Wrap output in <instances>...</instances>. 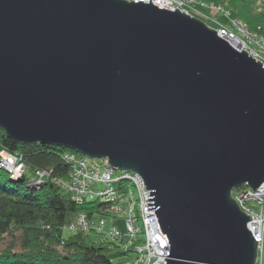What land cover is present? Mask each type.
<instances>
[{
  "label": "water",
  "instance_id": "water-1",
  "mask_svg": "<svg viewBox=\"0 0 264 264\" xmlns=\"http://www.w3.org/2000/svg\"><path fill=\"white\" fill-rule=\"evenodd\" d=\"M218 30L152 1L0 0V128L145 182L167 264H255L264 68Z\"/></svg>",
  "mask_w": 264,
  "mask_h": 264
},
{
  "label": "trees",
  "instance_id": "trees-1",
  "mask_svg": "<svg viewBox=\"0 0 264 264\" xmlns=\"http://www.w3.org/2000/svg\"><path fill=\"white\" fill-rule=\"evenodd\" d=\"M203 1L223 5L231 15L264 35V0ZM3 151L17 156L26 167L32 166V179L40 171H47L49 175L44 178L43 185L33 187L35 185H29L31 178L26 173L15 178L0 166V241L4 242L7 236L11 238L8 247L0 250V264L125 263L120 259L132 250L125 249L127 230L117 239L104 237L102 242L95 244L87 242L89 232L68 229L81 212L94 218L111 215L103 213V203L99 200L76 203L72 192L64 186L70 183L74 168V163L67 156L81 154L40 142L16 143L0 128V154ZM248 205L255 207L254 202ZM65 229L71 235L65 237Z\"/></svg>",
  "mask_w": 264,
  "mask_h": 264
},
{
  "label": "built area",
  "instance_id": "built-area-1",
  "mask_svg": "<svg viewBox=\"0 0 264 264\" xmlns=\"http://www.w3.org/2000/svg\"><path fill=\"white\" fill-rule=\"evenodd\" d=\"M136 2L150 0H133ZM159 8L175 11L178 7L182 12H186L193 17L190 8L203 0H151ZM211 9L224 11L229 17L230 25L221 23L217 27L218 35L227 40L237 50H246L248 55L258 62H262L264 67V35L256 29H251L240 18L231 15V11L222 5L205 4ZM197 12V11H196ZM214 20V19H212ZM2 162L0 166L14 171V176L25 168V165L6 151L1 154ZM67 159L74 163L71 173L70 183L64 186L72 192L73 200L78 204H83L86 200H100L109 207L106 212L114 214L113 218L126 220L128 238L125 249L131 248L129 252L135 253L125 264H167L166 256L170 254L169 239L163 233L155 210H148V195L150 189H146L144 179L137 173L119 171L112 168L105 160V168L101 169L96 165L93 158L88 156L68 155ZM47 171L38 172V176L32 179L30 184L40 186L48 176ZM103 188H98L99 185ZM241 209L252 215L250 221V231L258 240V253L256 264H264V183L256 191L248 186L236 189L232 193ZM249 202H254L255 207H249ZM126 205V208H123ZM105 220L98 222L89 216L88 213H80L69 224L68 229L74 232H90L92 230L104 231ZM123 234L117 227H112L106 232L105 238L111 236L117 239ZM143 240V241H142ZM142 241V242H141Z\"/></svg>",
  "mask_w": 264,
  "mask_h": 264
},
{
  "label": "rangeland",
  "instance_id": "rangeland-1",
  "mask_svg": "<svg viewBox=\"0 0 264 264\" xmlns=\"http://www.w3.org/2000/svg\"><path fill=\"white\" fill-rule=\"evenodd\" d=\"M205 4H208V3L206 1H204V4L200 5V3L197 2L194 5L195 10L192 9V8H190L188 10H190L191 13H193L195 16H197V19L203 21L204 23H206L212 29L217 30L218 29L217 27H219V25L221 23H223L225 25H228V26L230 25L229 17L225 16V12L224 11H219L218 12L217 10H211L209 8V6H207ZM213 4H215V3H213ZM215 5L219 6L221 4H215ZM212 19H214V20H212ZM0 162H2V157L1 156H0ZM94 162L96 163L97 166H99V168H101V169L105 168V160L104 159L97 158V159H94ZM6 170L9 171L12 176H14V171L13 170H8V169H6ZM33 171H34V168L32 166H28V167L25 166V168H22L17 173V175H16L17 177L16 178H21L26 173V175L29 178H31V180H32L33 173H34ZM29 185H32V184L29 183ZM41 185H43V184H41ZM37 186L38 185H35L33 187H37ZM103 187L104 186L101 185V184L98 186V188H103ZM123 208L125 209L126 205H123ZM81 213H84V212H81ZM108 213H110V212L109 211L105 212V214H108ZM113 217H114V214L105 215V216H102V217L98 216L99 220L103 219V218L106 220L105 221V225H104V231H100V230H92V231H90L88 236H87V239H86L87 242L88 243L99 244L100 242H102L103 238L106 236V232L109 231L112 227H117L122 234H125L126 229H127L125 218L124 219H122V218H115L114 219ZM251 233H252V231H251ZM69 235H71L70 232L67 229H65L64 230V236L67 237ZM254 238H255V236H254ZM10 239L11 238L9 236H7L6 238L3 239L4 242L0 241V250H4V249H6V247H8V245L10 243L9 242ZM108 239L109 240L112 239L111 236H108ZM124 239H126V236H125ZM119 242L120 241H118L117 243H119ZM134 256H135V253L130 252V254L124 255L120 260L125 262V263H127L129 261V258L130 257H134ZM255 264H256V262H255Z\"/></svg>",
  "mask_w": 264,
  "mask_h": 264
},
{
  "label": "bare ground",
  "instance_id": "bare-ground-1",
  "mask_svg": "<svg viewBox=\"0 0 264 264\" xmlns=\"http://www.w3.org/2000/svg\"><path fill=\"white\" fill-rule=\"evenodd\" d=\"M227 41V40H226ZM233 46V45H232ZM234 47V46H233ZM235 48V47H234ZM1 156V155H0ZM109 164V163H108ZM99 202L100 203H103V209H102V211H103V213H105L106 212V209H107V207H109V205H107V203H105V202H103V201H100L99 200ZM91 218H93L94 220H97L98 222H100V221H102V220H105L104 218L103 219H98V216L97 217H92V216H90ZM106 221V220H105Z\"/></svg>",
  "mask_w": 264,
  "mask_h": 264
},
{
  "label": "clouds",
  "instance_id": "clouds-1",
  "mask_svg": "<svg viewBox=\"0 0 264 264\" xmlns=\"http://www.w3.org/2000/svg\"><path fill=\"white\" fill-rule=\"evenodd\" d=\"M130 1H133V0H130ZM195 18H197V17H195Z\"/></svg>",
  "mask_w": 264,
  "mask_h": 264
}]
</instances>
